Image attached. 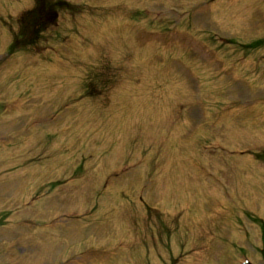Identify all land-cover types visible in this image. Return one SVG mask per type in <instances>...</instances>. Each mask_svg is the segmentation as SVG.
Returning <instances> with one entry per match:
<instances>
[{
	"label": "rangeland",
	"instance_id": "obj_1",
	"mask_svg": "<svg viewBox=\"0 0 264 264\" xmlns=\"http://www.w3.org/2000/svg\"><path fill=\"white\" fill-rule=\"evenodd\" d=\"M35 2L0 0V264H264V0H47L12 52Z\"/></svg>",
	"mask_w": 264,
	"mask_h": 264
},
{
	"label": "trees",
	"instance_id": "obj_2",
	"mask_svg": "<svg viewBox=\"0 0 264 264\" xmlns=\"http://www.w3.org/2000/svg\"><path fill=\"white\" fill-rule=\"evenodd\" d=\"M53 8L54 7H51L47 0H36L34 9H32L26 17L21 18L22 21L19 24L21 26V32L19 37H17V46H15L16 43H14L12 52H14L16 48L17 51L21 44H28L29 46L42 37L41 34H43L45 30H48L52 24L51 22L55 19V12H57L56 5L54 10ZM252 221L261 227L264 232V222L257 219H252ZM260 254L264 259V250H262V252L260 251Z\"/></svg>",
	"mask_w": 264,
	"mask_h": 264
},
{
	"label": "flooded vegetation",
	"instance_id": "obj_3",
	"mask_svg": "<svg viewBox=\"0 0 264 264\" xmlns=\"http://www.w3.org/2000/svg\"><path fill=\"white\" fill-rule=\"evenodd\" d=\"M252 44H250V45H247V46H251ZM254 45H257V43H254ZM244 48H247L246 46H243Z\"/></svg>",
	"mask_w": 264,
	"mask_h": 264
}]
</instances>
